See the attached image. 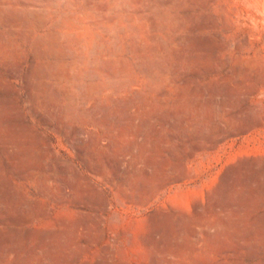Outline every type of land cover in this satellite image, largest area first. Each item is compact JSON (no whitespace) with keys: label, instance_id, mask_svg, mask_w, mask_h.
Wrapping results in <instances>:
<instances>
[{"label":"rangeland","instance_id":"obj_1","mask_svg":"<svg viewBox=\"0 0 264 264\" xmlns=\"http://www.w3.org/2000/svg\"><path fill=\"white\" fill-rule=\"evenodd\" d=\"M0 264H264V0H0Z\"/></svg>","mask_w":264,"mask_h":264}]
</instances>
